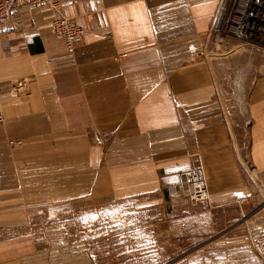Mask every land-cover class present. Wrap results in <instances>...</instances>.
Here are the masks:
<instances>
[{
	"label": "crops",
	"instance_id": "obj_1",
	"mask_svg": "<svg viewBox=\"0 0 264 264\" xmlns=\"http://www.w3.org/2000/svg\"><path fill=\"white\" fill-rule=\"evenodd\" d=\"M61 1L87 29L73 51L48 6L0 23V235L199 166L223 221L264 202V54L216 42L223 0Z\"/></svg>",
	"mask_w": 264,
	"mask_h": 264
},
{
	"label": "rangeland",
	"instance_id": "obj_2",
	"mask_svg": "<svg viewBox=\"0 0 264 264\" xmlns=\"http://www.w3.org/2000/svg\"><path fill=\"white\" fill-rule=\"evenodd\" d=\"M193 170L204 172V197L185 175ZM130 196L83 201L64 207L54 220L33 216L29 225L0 235V253H21L24 264H264L257 251L264 202L239 203L237 220L223 221L224 212L211 207L201 166L158 193ZM6 237L15 240L5 243Z\"/></svg>",
	"mask_w": 264,
	"mask_h": 264
},
{
	"label": "built area",
	"instance_id": "obj_3",
	"mask_svg": "<svg viewBox=\"0 0 264 264\" xmlns=\"http://www.w3.org/2000/svg\"><path fill=\"white\" fill-rule=\"evenodd\" d=\"M43 6H48L57 13L53 21L54 32L65 41L68 49L73 51L86 35V29L63 14L61 0H0V23L11 21L18 10ZM219 12L214 28L217 43H222L226 38H233L252 49L264 52V0H224ZM191 56L204 58L205 52L194 50ZM2 121L0 116V123ZM185 175L195 184L197 195H207L202 170H193ZM183 185L184 182L181 187Z\"/></svg>",
	"mask_w": 264,
	"mask_h": 264
}]
</instances>
